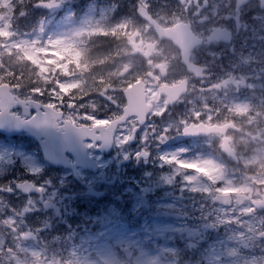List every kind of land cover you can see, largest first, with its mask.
I'll return each mask as SVG.
<instances>
[{
    "label": "flooded vegetation",
    "instance_id": "obj_1",
    "mask_svg": "<svg viewBox=\"0 0 264 264\" xmlns=\"http://www.w3.org/2000/svg\"><path fill=\"white\" fill-rule=\"evenodd\" d=\"M47 1L52 0H32L31 4L37 6ZM85 1L95 3V14L99 17L101 7L109 8L110 27L101 35L108 39L107 64L111 74L105 80L107 85L98 89L102 93L100 100L119 103V111L127 102L135 103L143 115V106L140 107L138 100L144 94L150 113L142 127L137 117L128 120L127 128L120 127L109 154L96 152L101 147L100 142L93 141L97 140L98 133H82L77 137V141L86 144L99 172L106 176L96 182L94 193L74 190L71 185L64 188L62 195L53 198L47 190L55 187L52 183L71 184L73 176L82 175L80 167L66 169L47 164L48 171L37 177V172L22 168L20 160L15 167H7L5 156L9 150L2 151L0 218L4 222L5 231L1 233L6 239L5 246L17 248L13 252L18 251L19 264H68L66 239L69 234L65 231L72 217L68 208L76 197L84 192L86 196L94 194L98 198L117 192L119 186L131 185L143 190L144 199L138 201L140 210L136 215L152 214L155 219L159 213L164 222L177 229L174 238L156 239L170 248L155 251L162 257L160 263L212 264L209 255L216 247L217 264L227 263L229 258L237 259L238 264H264V178H256L253 183L237 178L244 189L212 192L213 206H205L198 200L201 194L197 189L187 186L181 191L180 181L175 177L170 182L162 178V170L169 166L164 164L161 170L157 167L152 147L156 130L167 127L159 134L162 149L184 148L191 154L203 150L225 171L228 164L240 161L241 154L244 156L264 146V111L261 114L258 109L253 118L244 121L243 114L230 108L233 102H253L249 109L253 114L258 100L252 97L250 87L261 83L264 89V0H72L68 3L71 13L73 7L82 6ZM60 3L54 14L64 8V3ZM103 75L100 71L97 73L102 79ZM13 87L11 84L19 99L44 103L43 97L15 92ZM55 108L62 110L64 118L76 125L102 124L86 120L73 106ZM194 108L198 110L193 111ZM14 113L21 123L35 115L29 104ZM151 124L154 126L147 130L146 141L136 138L138 131ZM63 125V119L58 120L61 133H65ZM12 142L16 149L23 151L25 147L29 152L39 148L36 138L25 133L6 140V144ZM121 147L128 151L125 158L119 153ZM226 147L239 159L225 155ZM67 161L75 163V160ZM123 165H127L125 183L122 177H117L116 169ZM171 165L179 164L173 161ZM53 171L63 173L67 182L65 178H49ZM91 173L84 170V175ZM204 182L211 184L206 178ZM113 185L116 187L112 188ZM167 191H171L168 196ZM217 193H231L234 202L231 206L213 202ZM238 193L240 202L236 199ZM115 198L109 195V199ZM93 206L105 210L107 204ZM215 208L239 220L235 238L226 229L228 219L221 223L216 221L213 226L206 225ZM132 220L133 215L130 217L125 210L114 224L119 222L128 229ZM208 231L215 233L209 235ZM224 246H228V250L220 259V248ZM6 247L5 253L12 250Z\"/></svg>",
    "mask_w": 264,
    "mask_h": 264
},
{
    "label": "rangeland",
    "instance_id": "obj_2",
    "mask_svg": "<svg viewBox=\"0 0 264 264\" xmlns=\"http://www.w3.org/2000/svg\"><path fill=\"white\" fill-rule=\"evenodd\" d=\"M57 1L64 3V8L54 14L52 11L44 9L34 12V6L29 4V0H0V13L4 15V19L0 22V83L7 82L15 85L13 89L18 93L37 94L44 98V103L47 105H64L67 107L73 105L80 113L82 111L81 116L90 122H105L107 119L102 115H97V113L111 112L115 115L119 112V103L97 102V98L90 97L89 94L84 95L80 102L75 93L83 90L87 93L89 89L94 88L92 86L85 87L84 82L79 79L82 68L78 64L81 55L78 37L82 34L85 36L109 30L107 14L109 8L101 7L99 10L102 16L99 17L95 14V3L87 1L84 11L76 20L71 16L68 5L72 0ZM105 45L108 47V40H106ZM102 73L104 74L102 81L108 80L111 74L109 66L103 68ZM90 75L95 81L96 72ZM260 85L261 83L252 84L250 87L253 89L252 97L258 100L254 103L255 107L258 106L257 109L253 108L256 112L252 114L249 110L252 108L253 102H233L230 107L243 114L244 121L253 118L259 111L258 109H260L261 114L264 111V89ZM31 86L35 88H31ZM249 94L251 95V93ZM197 110L198 108L193 109V111ZM154 112L156 113L155 110ZM153 126L151 124L148 128L138 131L136 138L146 141L144 139L147 137L146 132ZM124 127L125 125L122 128ZM127 127L128 125L125 128ZM166 128L160 127L156 130L152 146L155 149V158L158 160L157 167L160 169L164 164L169 166L162 170V178L166 182H170L171 178L175 177L180 181L181 191L187 186L190 189H197L201 194L198 200L205 203V206H213L210 202L212 192L244 189L238 184L237 178L238 180L244 178L245 181L248 180L251 183L256 178H264V146L250 150L244 156L241 154V159L234 165V169L226 173L217 165L216 161L203 153V150L191 154L184 148L178 150L162 149L159 145V134L161 130ZM6 149L9 150L5 156L7 167H15L17 160H20L21 167L25 170H31L32 173L37 172V177L48 171L45 162L39 159L38 152H29L26 147L23 151L19 148L16 149L13 145L0 144V153ZM9 152L13 153L14 156H11ZM119 153L122 158L128 155V151L122 150V147ZM173 161H177L179 165H171ZM0 162V166H3L1 158ZM116 169L117 177H122V182L125 183L127 165L116 167ZM49 178H66V176L63 173L59 174V172L53 171ZM205 178L210 180L211 184H206ZM119 181L120 179H118V184ZM52 184L55 187L47 190L53 198L62 195L66 188L71 187V184L64 181ZM138 191L142 190L139 189ZM170 193L171 191H167L165 195L168 196ZM79 196L86 195L81 192ZM75 202L68 208L72 217L68 220L69 226L65 231V234H69L66 239L68 264H163L160 263L162 257L158 256L155 251H165L170 248L166 246L165 242L156 241V239L174 238L177 229L168 225L166 221L164 222L159 213L156 214L155 219H153L152 214L148 217L134 214L132 231H127L123 226H120L119 222L112 223L107 235L101 240L97 234L105 230L91 223L90 218L101 214L104 210L101 207H94V204L91 205V203L88 204L87 208H78ZM84 202V200L80 201V203ZM210 215L212 219H207L206 225L211 226L212 224L213 226L216 221L221 223L224 219H228L229 225L226 229L229 235L232 238L237 236L239 220L234 215H229L219 208L212 210ZM4 231V222L0 218V264H19L20 260L16 254L18 251L13 252V249L16 250L17 248L5 246L6 239L1 233ZM208 232L209 235L215 233L214 231ZM123 245H127L133 251L132 259L127 260L119 252V248ZM5 247L12 250L5 253ZM232 247L235 248V245L233 244ZM220 249L221 259L226 254L228 246ZM92 255H96L97 258H93ZM209 257L212 259V264L218 263L219 254L216 247ZM224 264H238V260L229 258L228 262Z\"/></svg>",
    "mask_w": 264,
    "mask_h": 264
},
{
    "label": "snow or ice",
    "instance_id": "obj_3",
    "mask_svg": "<svg viewBox=\"0 0 264 264\" xmlns=\"http://www.w3.org/2000/svg\"><path fill=\"white\" fill-rule=\"evenodd\" d=\"M65 156L69 160H75L76 157L73 155L71 151H65ZM89 162H84V166L80 167V172L82 175L73 176L71 180V185L74 190L78 191H87L89 193H94L96 188V182L98 180L106 179V176L102 172H95L89 175H84V169L88 168ZM66 180V178H65ZM83 181V183H82ZM67 182V180H66ZM115 188L116 186H111ZM138 186L131 185H122L119 186V190L117 192H110L108 195H101L98 198L94 194H90L88 196H77L76 203L78 208H87L89 203L92 204H107L106 209L99 215L90 218V222L100 226V228L105 231H101L97 234V237L101 240L107 235L109 226L113 223V221L118 220L123 211L127 210L129 212V216L136 214L139 212L140 205L138 201L143 200L142 191L137 190ZM109 195H114L115 199H109ZM81 200H84V203H80ZM145 205V204H144ZM163 207V206H162Z\"/></svg>",
    "mask_w": 264,
    "mask_h": 264
},
{
    "label": "water",
    "instance_id": "obj_4",
    "mask_svg": "<svg viewBox=\"0 0 264 264\" xmlns=\"http://www.w3.org/2000/svg\"><path fill=\"white\" fill-rule=\"evenodd\" d=\"M1 20H2V15H0V21ZM0 96L3 99V100H1V103H0V109L2 110V114H0V131L2 133H6L8 135H13L17 131H20V130H18L17 127H13L14 123L12 125H11V123H9L13 120V117L10 115V110H12L14 107L13 102L7 101L6 98H3L2 94ZM134 113L135 112H134V110H132V107L127 106L124 109V115L121 118L114 120L108 128L103 127V126L101 128L105 129L106 132H110V133H108V136L110 139H112L118 125L124 123L127 120V118L129 116L133 115ZM145 113H147V110ZM50 116H51V113L48 112L44 116H37L36 117V121L33 125H35V127L37 129H33L34 132H32V135H34L37 139L41 138L42 136H46V130L44 128L47 126L44 123H46L48 117H50ZM42 127H43V129H41ZM21 130H25V128H21ZM74 132L77 133L79 131L75 130ZM53 134L55 135V133H53ZM109 143H111V141H109ZM40 144L42 146V152H43L44 159H46L47 161H50L51 163H53L56 166H59L62 164V162L61 163L59 162L57 155H58L59 151H61V153L64 154V152H65L64 148L60 147L58 144L52 145L53 147L45 145V142L44 143L41 142ZM84 154L85 155H84L83 159L86 158V153H84ZM217 198L222 203H230L229 202V199H230L229 194H219L217 196ZM124 252H125L127 258L131 257V254H130L128 248L124 249Z\"/></svg>",
    "mask_w": 264,
    "mask_h": 264
},
{
    "label": "bare ground",
    "instance_id": "obj_5",
    "mask_svg": "<svg viewBox=\"0 0 264 264\" xmlns=\"http://www.w3.org/2000/svg\"><path fill=\"white\" fill-rule=\"evenodd\" d=\"M52 132H50V130H48L46 132V135H50ZM77 136L71 132V134H56L55 136L50 137L49 140L46 141V144H53L56 143L58 145H67V144H73L76 146L77 143Z\"/></svg>",
    "mask_w": 264,
    "mask_h": 264
},
{
    "label": "trees",
    "instance_id": "obj_6",
    "mask_svg": "<svg viewBox=\"0 0 264 264\" xmlns=\"http://www.w3.org/2000/svg\"><path fill=\"white\" fill-rule=\"evenodd\" d=\"M96 45L92 43V41L90 42V48L94 49Z\"/></svg>",
    "mask_w": 264,
    "mask_h": 264
}]
</instances>
